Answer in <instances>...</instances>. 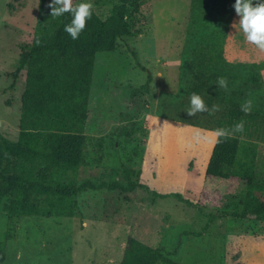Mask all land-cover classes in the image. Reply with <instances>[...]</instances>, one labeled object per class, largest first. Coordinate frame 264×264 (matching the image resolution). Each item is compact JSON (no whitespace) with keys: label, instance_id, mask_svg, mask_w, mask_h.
Here are the masks:
<instances>
[{"label":"rangeland","instance_id":"rangeland-1","mask_svg":"<svg viewBox=\"0 0 264 264\" xmlns=\"http://www.w3.org/2000/svg\"><path fill=\"white\" fill-rule=\"evenodd\" d=\"M104 1L93 7L103 19L120 0ZM234 4L130 0L139 33L96 55L82 160L66 169L51 163L58 133L18 128L26 69L16 70L38 0H0V133L17 142L14 174L32 185L0 202L2 264H120L129 236L178 264H264V219L234 216L264 201V127L241 139L257 151L249 184L205 174L222 110L251 101L250 112L264 115V69L259 86L227 80L211 114L180 107L189 104L194 49L223 26V55L239 77L264 63V51L233 27ZM45 183L83 189L59 201L44 196ZM63 207L68 215H45Z\"/></svg>","mask_w":264,"mask_h":264},{"label":"trees","instance_id":"trees-1","mask_svg":"<svg viewBox=\"0 0 264 264\" xmlns=\"http://www.w3.org/2000/svg\"><path fill=\"white\" fill-rule=\"evenodd\" d=\"M82 0H73V5ZM93 7H101L104 0H91ZM130 0H120L111 8L104 19L92 9L91 19L78 39L73 40L64 31L71 16H51V0H38L36 25L33 38L25 53L18 61L17 72L26 69L25 89L22 94V113L18 128L24 131L39 129L59 134L51 152V163L56 167L72 169L82 160L85 123L89 114V94L94 60L99 53H110L116 41L126 36H135L134 18L136 7L130 9ZM227 26H223L217 37H209L193 51V80L188 88L189 104L180 103L188 110L190 96L199 94L209 109L215 98L223 94L218 87L220 78L226 81L240 79L244 84H261L259 71L264 63H252L250 74L238 76L235 67L223 55L224 37ZM205 94V95H203ZM242 106L231 104L222 110L216 119L213 131L225 129L226 137H217L212 146L205 174L209 177L228 179L237 177L247 184L252 180L251 173L257 151L253 145L245 144L243 138H250L264 127V115L257 112L245 113ZM243 121L244 131L233 133L234 126ZM219 140V142H217ZM18 144L0 133V202L8 197L14 188L27 192L32 187L26 180L14 174ZM44 196L49 198H70L82 191L83 186L45 183L41 187ZM64 208V207H63ZM71 207L48 212V214L68 215ZM255 216L264 219V201L247 207L234 216L247 218ZM0 236V264L5 259V248ZM170 253L149 246L129 236L126 240L120 264H178Z\"/></svg>","mask_w":264,"mask_h":264},{"label":"clouds","instance_id":"clouds-1","mask_svg":"<svg viewBox=\"0 0 264 264\" xmlns=\"http://www.w3.org/2000/svg\"><path fill=\"white\" fill-rule=\"evenodd\" d=\"M51 8V16L61 17L65 13L71 16V21L64 25V31L68 33L73 40L79 38L81 32L85 29L86 21L92 17L93 4L91 0H82L81 3L73 5L72 0H51L49 4ZM235 13L239 17L238 23L234 26L238 27L243 33L246 43L254 45L260 51H264V0H235L232 6ZM218 87H227V81L220 78L217 82ZM252 109L251 101H248L241 108L246 114ZM213 111L218 110L216 108ZM187 115L195 117L197 113H210L204 99L196 93L190 96V107ZM244 131V123L241 121L234 126L233 133ZM217 137H226L229 132L225 129L215 130ZM219 142V140H217Z\"/></svg>","mask_w":264,"mask_h":264}]
</instances>
